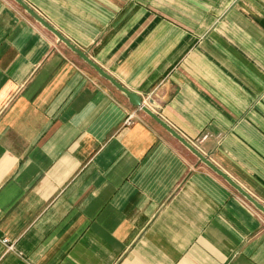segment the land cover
<instances>
[{
	"label": "crops",
	"instance_id": "crops-1",
	"mask_svg": "<svg viewBox=\"0 0 264 264\" xmlns=\"http://www.w3.org/2000/svg\"><path fill=\"white\" fill-rule=\"evenodd\" d=\"M24 1L264 204V0ZM0 264H264V214L0 0Z\"/></svg>",
	"mask_w": 264,
	"mask_h": 264
},
{
	"label": "water",
	"instance_id": "water-1",
	"mask_svg": "<svg viewBox=\"0 0 264 264\" xmlns=\"http://www.w3.org/2000/svg\"><path fill=\"white\" fill-rule=\"evenodd\" d=\"M20 4L25 10L33 16L39 23H41L46 29L51 31L60 41L65 43L72 51L79 55L85 62H87L93 69H95L102 77L110 81L115 87L120 91L125 93L131 103L147 113L151 118H153L157 123L164 127L169 133L173 135L179 142H181L189 151H191L198 159L212 169L216 174L225 179L230 183L239 193H241L250 203H252L255 208L264 214V204L257 200L250 192H248L244 187H242L237 181H235L230 175L218 167L212 160L207 158L199 149H197L192 143H190L185 137H183L177 130L171 127L166 121L159 117L156 113L151 111L142 103V98L128 90L121 83H119L113 76L107 73L103 68H101L95 61H93L82 49L77 47L69 39H67L62 33H60L51 23H49L42 15H40L34 8H32L24 0H15Z\"/></svg>",
	"mask_w": 264,
	"mask_h": 264
},
{
	"label": "built area",
	"instance_id": "built-area-1",
	"mask_svg": "<svg viewBox=\"0 0 264 264\" xmlns=\"http://www.w3.org/2000/svg\"><path fill=\"white\" fill-rule=\"evenodd\" d=\"M127 121H132V115H130L129 116V118H128V120ZM208 138V135L206 134V135H204L203 137H202V139H201V141H203V140H205V139H207Z\"/></svg>",
	"mask_w": 264,
	"mask_h": 264
}]
</instances>
